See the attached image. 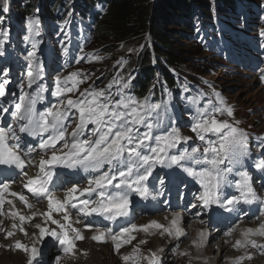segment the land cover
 <instances>
[{
	"label": "snow or ice",
	"instance_id": "obj_1",
	"mask_svg": "<svg viewBox=\"0 0 264 264\" xmlns=\"http://www.w3.org/2000/svg\"><path fill=\"white\" fill-rule=\"evenodd\" d=\"M7 10V7L3 8V11ZM39 23L38 19L28 21L29 35L26 39L33 43L34 48L38 43L34 36L37 34L36 26ZM5 40L7 33L0 32V46ZM64 51L67 54L66 48ZM2 55L4 51L0 47V56ZM26 59L29 61L26 86L32 89V86L36 85V88L32 92H27L23 91L22 87L18 100L14 102L11 116L18 127L0 124V166L19 169L26 181L23 187L28 193L37 200L46 199L48 202V211L45 213L33 212L31 216L20 214L15 210L13 201L5 198L4 194L9 192L10 182L3 180L4 169H0V216H7L14 221L18 219L19 230L24 235H28V232L23 225L30 224L37 215H42L43 223L33 225L39 230L36 242L42 243L46 237H51L58 242L65 255L74 254L75 241L84 239V236L80 229L72 227L69 209H75L83 218L102 217L113 222L121 218L118 231L113 232L109 227L103 231L98 230L92 237L97 242H107L111 239L117 252L124 244L131 243L136 238L133 233L138 231L148 233L150 229H155L163 230L170 235L175 234L176 237L185 235L178 226V219H173V228H164L156 221L138 226L129 219L132 204L130 196L133 193L144 200L150 196L155 199L148 182L157 167L182 169L188 176L198 181L203 188L198 199L206 208L217 205L231 212L238 210L236 206L241 203L252 204L258 201L264 203L253 187L252 177L247 171L236 173L240 177L235 183L239 196L222 200V188L225 185H232V181L228 179L229 175L240 163L241 157L247 155L249 151V137L239 128V121L230 123L228 120L218 118L217 114L234 117L233 109L226 106L222 98H219V106L212 104L210 108L198 110L191 130L201 142H204V146L202 151L200 146L192 147L189 151L181 145L186 144L190 137L183 136L180 129L174 126L173 118L167 115L168 106L162 107L159 103H151L147 97L140 101L124 94L123 90L129 87L127 82L119 90V99L106 94V89L96 88L84 89L76 99H73L69 93L79 91L80 84L85 82L82 78L85 76L84 73L74 71L67 76H57L53 81V90L50 91L48 84L38 83L44 78V67L36 52H29ZM82 59L83 56L76 62L79 63ZM96 59L99 60L100 57ZM3 75L6 76L7 72L5 71ZM8 83L7 79L0 81V97L6 95L5 86ZM115 83L114 79L112 84ZM112 84L108 85L109 89ZM45 93L59 98V102L50 104L44 111H37L36 105L45 99ZM3 111L7 112L8 109L4 108ZM70 120L76 123L71 132L68 130ZM166 121L169 123L166 124ZM141 127L145 130L141 131ZM154 131H158L159 134L154 135ZM18 133L38 137L39 151L37 152V147L28 144L22 147ZM209 134L216 139H208ZM261 146H264V138H261ZM173 150H178V154H173ZM33 153L40 157L36 165H32ZM28 166L38 168L34 176H29L25 171ZM257 167L264 170V161ZM65 169L72 171L67 172ZM79 170L90 174L87 186L81 188L78 182L71 183L63 198H57L55 190L65 183H70L65 177L79 175ZM153 182L154 184L158 182L161 191L163 190V177L157 175ZM9 194L18 197L28 208L33 207L25 195L15 192ZM5 204L10 206L9 209L5 210ZM53 213H62V220L54 219ZM261 215H264V212H261ZM49 221L57 228L48 227ZM93 223L94 220H89L85 227L90 228ZM12 228H17L15 222ZM0 231L4 229L0 228ZM14 234L13 231H7L5 238H10ZM200 236V246H203L207 237L203 232ZM244 236L245 241H237L236 246L250 244L253 248L264 249V244H258L255 239L249 238L264 237V223H261L258 229H247ZM140 243L146 241L142 240ZM14 247L29 254L27 264H33V261L40 264L37 257L41 253L36 243L29 247L17 240ZM138 252L139 248H136L132 255H125L122 259L126 264L130 260L138 264L140 259H145L137 256ZM245 258L252 257L250 255L239 257L235 264H242ZM146 259L148 264H160L155 253Z\"/></svg>",
	"mask_w": 264,
	"mask_h": 264
},
{
	"label": "rangeland",
	"instance_id": "obj_2",
	"mask_svg": "<svg viewBox=\"0 0 264 264\" xmlns=\"http://www.w3.org/2000/svg\"><path fill=\"white\" fill-rule=\"evenodd\" d=\"M23 1L24 0H19V2H21V5L24 6ZM251 1L256 6H259L260 3H264V0ZM196 2L198 4L193 3L192 5V8L195 12L193 16V26L195 25L194 29L188 28L185 22L178 23L184 27L182 30L179 26L175 25L176 23L174 22L176 21H168L166 23V26L168 28V32H166V35L169 38H173V40L175 41L173 45L174 48L171 50V52H173L174 54L178 53L182 56L181 58H179V63L170 64L172 75L174 79L178 82L180 89L185 94L192 95V92L185 89V86L187 84L195 85L197 91V88L199 86L202 87L204 89V93L209 94L210 106L212 104L219 106V98H222L225 102V105L233 109L234 117H228L226 114H217L218 118L221 120H228L230 123L234 121H239V128L243 129L248 134V137L250 139L248 147L250 148L252 153H257V155H255V158L260 161H263L264 152L262 148H264V146H261V138L257 136V132H262L263 136L264 79H262V77H264V39L253 43L251 46L249 45V42L251 40H254V38H256V36L258 35L264 36V32H253L252 34H255L254 37H251L252 34L249 35L247 32H249L250 30L252 32L253 30L261 29L264 31V24L262 23V21L254 24V22H257L256 19L249 18L250 28L244 29L242 27V23L240 22L242 21L240 15H238V17H236V19L232 21L230 18L231 15L218 14L215 10V7H213V13L211 14V12H209L208 10L211 9V6H215L214 0H211V2L209 0H198ZM205 3H209V5L206 6ZM32 6L34 8L35 6L37 7V16H25L24 18H21L22 22L20 26L16 28V30H18L17 37L13 31L7 32V44L11 46L16 40L18 42L19 47L18 49H14L12 53H6L4 51V55L0 56V81H2L3 79H7L9 81V83L5 86L6 95L4 97H0V108L7 107L11 108V110L13 111L14 102L18 100V97L21 94V88L24 87L27 83L25 80H17L18 76L14 73L15 68L12 67L15 63V61H13V55H15L17 58L16 62H25L28 64L29 61L28 59H26V57H28L29 52L32 51L36 52V56L43 63V65L47 64L50 66H56L54 70L49 73L48 78H50V76H61L60 73L64 69L68 71V74L74 71H79L85 74V76L82 77L83 79H85V82L80 84L79 93L70 94V97L73 99H76L79 96L80 92L88 88H96L98 90L106 89V93L109 95L108 85L110 81L112 79H115L119 82V77L124 80L123 83L134 82L133 80H135V76L140 73V55L144 51L146 45H152V39L146 45H143V37L131 40L127 45H125L124 43L115 44L110 41L106 42L105 40H102L98 37L90 38L86 42L80 41L75 43V49L73 52H71L69 48L71 42H66L67 30L59 29L58 26L53 29H50L49 32L45 29V22H43L42 18L44 17V15H46V12L43 13L45 9H48L51 6L49 0H38V2L32 4ZM4 7H7L8 10L3 11ZM20 9L21 8L16 4V1L14 0H0V21L3 22V24L0 26V32H4L3 30L7 27L11 29L13 28V19L11 17H14V14H12V12L14 10ZM173 12L178 17L185 16L183 15V11L180 8L175 9ZM226 12L231 11L228 10ZM262 12V8L259 7L257 15L262 16V19L264 20ZM1 13H5V17L1 16ZM32 19H38L40 21L39 25L36 26L37 34L34 36V40L38 42L37 47L35 48L33 47V43L30 40L26 39V37H28L29 35L28 21ZM189 20L191 19L187 18V23H189ZM225 21L228 23H224ZM68 24L69 21L66 25H64L63 23V25L61 26H66V28H68ZM204 25L207 27V32L205 34V36L207 37V42L199 43L198 36L202 37V30H199L200 33L197 34L199 29L197 28V26L203 27ZM214 26L220 27L219 30H213ZM221 26L223 27L221 28ZM183 30L187 33L182 35L180 34V31ZM213 31L218 32L219 35L215 34ZM214 36L216 38L215 41L212 38ZM223 38L227 39L230 43V51L228 52L222 50L221 44ZM45 40L48 42H45ZM65 48L67 49V54H65ZM244 48H248V51L243 52ZM19 49L23 50L24 54H20ZM81 56H83L84 59L80 60L79 63H77V59H79V57ZM153 56H155L154 53ZM96 57H100V59L97 60ZM18 58H20L21 60L19 61ZM162 61L164 60L162 59ZM8 70H10L9 73ZM5 71L7 72L6 76L3 75ZM154 72V82L157 84H162V78L160 74L157 70H155ZM123 76L125 78H127L128 76V79H124ZM22 78L24 79V74ZM117 81L115 84H112L113 81H111L112 87L122 88V86L118 84ZM25 89L26 88H23V91ZM162 89H164L166 92V88L164 86H162ZM50 90H53V84L51 85ZM123 91H125V89ZM133 91L135 92L136 96H139L140 89L137 86L133 87ZM145 97L146 96H143V98L139 100L143 101ZM153 97L154 95L151 93L149 94L148 99L151 103H156ZM172 97V94H168L166 92V103L172 109L174 124L177 125V128L180 129V132L181 134L183 133V136L190 137L189 140L191 142H199L200 140L198 139L197 135L191 130L194 123L190 111H186L182 104H173ZM58 102L59 98L55 97L54 104H57ZM202 108L205 107H198V109ZM177 115H179L178 118L176 117ZM184 121L186 124H190V126L186 127V125H181V122ZM73 128H75L74 122L69 127V132H71ZM207 138L213 140L216 139V137L211 136V134H209ZM71 183L72 182L64 184L62 187L57 188L55 190V195L58 196L57 193H61L67 190V188L71 186ZM153 193L163 197L166 193H168V191H161L160 189L159 192L157 191V189H155ZM19 201L20 200H17L16 202ZM46 202V199H42L38 203H35V210L39 213H42V206ZM70 212L77 219H80L82 217L81 214L73 210H71ZM142 213L144 215H148L147 220L143 222L161 219L162 215L164 214L158 212L157 214L151 217L147 211H142ZM22 214L24 215L23 212ZM62 215L63 214L61 213L60 216L62 217ZM1 217L2 216H0V220ZM135 218L139 220L140 216L136 215ZM217 221H220V219H218ZM14 222L17 224V228H19L20 223L14 221L13 219H11L9 222L8 218L1 221L0 227H3L4 232H6L7 223H9V229H14L12 228ZM37 223H41V220L38 219V221H35L34 224ZM95 224L96 230L91 233L92 235L97 234L98 230L103 231L107 229V227L102 225L99 221L95 222ZM33 225L30 226V229L34 232L37 229L34 228ZM190 225L191 224H188L187 227ZM214 225L218 227V223H214ZM138 226L143 225L138 222ZM227 229L229 230V228ZM139 232L141 231L135 233ZM2 233L3 231H0V236H3ZM14 235L15 236H12V239L17 238V236H21L22 234H16L15 232ZM31 235L33 238L35 237V235H33L32 233ZM3 237L5 238L6 236ZM92 237L93 236H91L89 238V241L86 242L87 248H85L86 246H82V248L84 249L75 251V254L70 257L66 262H64V264H99L98 262L88 261V258L90 257L89 254L91 252L90 248L92 246L95 247L96 253L103 252V249H98L97 246L91 242L90 239H92ZM138 237L140 236L138 235ZM239 238V236L236 237L238 241H240ZM216 239L220 240V236H218ZM16 240L22 241V236L21 238ZM187 240H190L191 243H189V246L191 248H197L200 246L201 239L198 236H196V239L194 237V240H198L199 242H194L193 239ZM217 240H215L214 242H216ZM92 241L97 242L93 239ZM167 243L168 241H166L165 244ZM165 244L163 245L166 248ZM48 246H50V253L55 248V246L53 245L52 241L48 243L45 242L44 248ZM215 247V254L212 259L208 257L200 258L196 256H192L189 259H186L187 257L183 258L182 253L178 251L179 249L176 246L172 247L171 253L169 252L168 254L169 256L157 257L160 260V264H216V259L219 256V252L218 246ZM238 248H243L245 250L244 246L237 247L236 249L238 250ZM9 249L11 250V252L8 251L7 254L0 253L1 255H3H0V264H27L29 255L15 250L14 243L12 247H9ZM106 249L109 250L110 248L107 246ZM186 249L188 251V249L190 248ZM190 250L189 253H191ZM56 255L57 254H53L49 257H45L41 263L47 261V264H54L53 260L55 259ZM42 256L43 253L40 259L42 258ZM143 257L145 259H142V264H148V259L146 258H149L150 256L143 253ZM7 258H9V260L5 262L4 259ZM180 259H184V262L182 263ZM226 261H228V263L231 262V257H228ZM33 264H37V262H33ZM106 264L116 263H114L108 258Z\"/></svg>",
	"mask_w": 264,
	"mask_h": 264
},
{
	"label": "bare ground",
	"instance_id": "obj_3",
	"mask_svg": "<svg viewBox=\"0 0 264 264\" xmlns=\"http://www.w3.org/2000/svg\"><path fill=\"white\" fill-rule=\"evenodd\" d=\"M49 2H50V0H49ZM242 5L244 7H241L239 4L234 5V11L229 12L228 15H231L230 18L232 21L234 19H236V17H238V15H240V17L242 18V21H240V22L242 23V27L244 29L250 28L249 27V24H250L249 18L250 19H256L257 22H254V24L259 23L261 21L264 24V20L262 19V16L257 15L258 8L260 7L263 10L262 15L264 16V3H260L259 6H256L252 3L251 0H245L242 3ZM50 8H52V4H51ZM243 8H245V9H243ZM97 11L99 13H103L102 10H97ZM52 15L53 14H51V13L49 14V16H51V17H52ZM223 15H227V14H223ZM51 17H49V18H51ZM13 18L15 19L16 16H14ZM200 18H201V16H200ZM224 23H228V22L225 21ZM192 26H193V21H192ZM198 26H197V28H199V29H198L197 34L200 33L199 30H202V32H201L202 37L198 36V42L199 43L207 42V37L205 36V34L207 32V30H206L207 27L205 25L203 27L202 26L198 27ZM222 27L223 26H221V28ZM194 28H195V25L193 26V28H190V29H194ZM219 28L220 27L214 26L213 30L216 29V31H218ZM252 30H253V28H252ZM253 32L260 33V32H264V31L261 29V30H253L251 32V30H250L247 33L250 35ZM214 33L219 35L218 32H214ZM254 35L255 34H252L251 37H254ZM193 37H195V36H193ZM212 38L214 39V41L216 40L215 36ZM262 39H264V36L258 35V36H256V38H254V40H251L249 42V45L251 46L253 43H256L257 41H260ZM2 47H4V46H2ZM244 51H248V48H244L243 52ZM197 89H198V93L202 96L203 99H205L207 94L204 93V89L200 86ZM24 144L31 145V141L25 142ZM32 164H33V161H32ZM1 168L4 170H10V168L8 166H1ZM11 169H13V168H11ZM236 173L237 172H233L228 177V179L232 181V185L231 186L225 185L222 188V190H221L222 200L225 198L226 195L239 193V191L235 187V181H238L240 179V177ZM252 183H253V186L255 187L256 191H257V194L261 197V200H264V199H262V196H264V185L257 184L255 182V180H252ZM21 188L24 190V192L27 196H31V193H28L27 189H25L23 187V185ZM57 198L62 199L63 197L57 196ZM31 204L33 205V207L31 209H33L35 207L34 206L35 204H34V202H32ZM236 209H238V210L232 211L233 215H232L230 221H227L225 216H223L222 219H220V221H217L218 219L216 217H208L207 218V217L202 215V212H199V213L191 216L190 218H184V219H181V217L178 215L175 217L173 215L163 214L161 219L152 220V221H156V222L162 224L164 226V228H173V225H172L173 219H179L180 222L178 221V226L183 230L185 235L180 236V237H176L175 234L170 235L168 232H165L163 230L150 229L148 233H145V232L144 233H141V232L137 233L140 237L135 236L136 238L134 240H132L131 243L124 244L123 247H121V249L119 250V252H117L115 250L114 242H112L111 239H108L107 242H93L92 239H90L91 242L93 244H95L98 249H103V252L102 253L101 252L96 253L95 247L92 246L90 248L91 252L89 254L90 257L88 258V261L98 262L99 264H106L107 260L109 258L111 261H113L116 264L117 263L118 264H126V262L122 259V257L125 255H132L134 249H136V248H139V252L136 253V255L139 257H143V253L149 255L150 257H151L152 253H155L156 256L167 257V256H169L168 255L169 252L171 253V249L173 246H176L179 249L178 251L182 253L183 258L187 257L186 259H189L192 256H196V257H200V258L208 257V258L212 259L214 257V254H215V248H216L215 246H218L219 256L216 259L217 260L216 264H233L232 261L234 262L239 257H242V256L246 257L247 255H250L252 258L251 259L245 258L243 260L242 264H264V249L253 248L250 244H247L246 246H244L245 250L243 248H238V250H237L236 248L238 246H236V243H235L236 241H238V240H236V236L239 233V230L242 231L239 239H240V241L243 242L246 239L244 236V233L247 229H249V228L258 229L259 225L261 223H264V215H261V212H264V203L260 202L258 207L256 209H253L249 214H247L242 222H240L239 219L235 220V218H239V215H242L241 211L243 210V206L237 205ZM5 210H7V209L5 208ZM71 210H73L75 212H77V211L75 209H69V214L71 216L70 222L72 224V227L80 229L78 227L79 225L85 226L88 223V221L91 220L90 218H83V217H81L80 219H77L71 214V212H70ZM46 211H48V205L45 203L42 206L41 212L45 213ZM34 212H38V211H34ZM23 213L25 216H31V214L33 212L27 213V211L26 212L23 211ZM227 214H229V213H227ZM38 217H39V220H41V223H43L44 217L42 215H39V216L37 215L36 218H38ZM56 217H57V219L60 220L59 214L53 213V218L56 219ZM4 219L5 218L2 216L1 220H0V224H1V221H3ZM11 219L12 218L9 219V222ZM129 219H136L135 214H132ZM15 221L20 223V221H18V219ZM36 221H38V220H36ZM94 221L97 222V220H95V219H94ZM152 221H149V222H152ZM62 222L66 223L65 221H62ZM34 223L35 222L32 221L30 224H28V226L26 224L23 225V227L28 232V235H24V233L22 231H20L19 228L10 229V230L15 231L16 234H22L21 235L22 236L21 242L28 245L29 247H31L33 245V243H36L38 233H39L38 229L34 232L30 229V226H32ZM214 223H218V227H216L214 225ZM235 223H237V224L235 226H233V224H235ZM147 224H149V223H147ZM188 224H191V225L187 227ZM253 224L258 225V227H252ZM8 225H9V223H7V226ZM112 225H115V222L112 221ZM227 226L232 227V230L229 231L227 229L228 228ZM48 227L57 228V226L51 224L50 221L48 222ZM210 227H213V228H210ZM112 229L114 232L118 230V229L115 230L113 226H112ZM91 230H93V228H87L86 232H83L80 229L81 233L84 236V239L75 241V249L74 250H81V249L83 250L84 248H82V246H86L85 248H87L86 242H88L89 238L92 236V234H91L92 232L89 233ZM202 232L205 233V235L207 237V239L203 243V246H201V247L199 246L197 248L196 247L191 248L189 246V243H191V242H190V240H187V239H193L194 242L195 241L199 242L198 240H194V237L196 239V236H198L201 239L200 234ZM6 233L7 232L3 231L2 235L6 236ZM31 233L36 234L34 238L32 237ZM228 233H231V234H228ZM3 236H0V244H1L0 253L7 254L8 251L11 252L9 247L10 246L12 247L13 243L15 245V243L17 241L16 239L21 238V236H17V238H14V239H12V237L7 238L9 240L4 238ZM218 236H220V240L216 239ZM249 238L255 239L258 244H264V237L251 236ZM209 239H210V242H209ZM142 240L146 241V243H140V241H142ZM215 240H217V241L214 242ZM51 241L56 242L51 237H46L42 243L37 242L36 247H38L40 249V253H41L37 257V260L40 259L41 255L43 253L42 250L44 248L45 242L48 243ZM166 241H168L167 244H165ZM163 244L166 245V248ZM107 246L110 248L109 250L106 249ZM186 248H190L191 250L188 249V251H187ZM15 250H17V249H15ZM189 250L191 251V253H189ZM17 251H20L24 254L29 255L28 253H26L22 250H17ZM225 251H226V254H225ZM1 256H3V255H1ZM228 257H231V262H229V263H228V261H226L228 259ZM8 260H9V258L4 259L5 262H7ZM180 260L182 263L184 262V259L183 260L180 259ZM33 262L35 263L36 261H33ZM79 262H80V260H79ZM142 262H143V260L140 259L138 261V264H142ZM127 264H135V262L130 260L127 262Z\"/></svg>",
	"mask_w": 264,
	"mask_h": 264
},
{
	"label": "trees",
	"instance_id": "obj_4",
	"mask_svg": "<svg viewBox=\"0 0 264 264\" xmlns=\"http://www.w3.org/2000/svg\"><path fill=\"white\" fill-rule=\"evenodd\" d=\"M196 1L198 0H50L52 8L46 10L48 14L51 13L52 16L61 18L72 7L84 20H89L93 24L92 28L88 26L84 30L86 38L98 37L106 42L124 43L125 45L131 40L142 37L143 45H146L152 39V45H146L140 55L139 66L142 70L140 72H143V70L147 73L152 72L155 65L162 68L168 76L170 64L179 63V58L182 56L171 52L175 41L173 38L167 37L168 28L166 23L176 21L174 22L175 25L182 30L184 27L178 23L185 22L188 28H193L192 21L195 12L192 5L193 3L198 4ZM209 1L211 2V0ZM244 1L214 0L215 6H212L208 11L212 14V9L215 7L218 14L228 15L229 12H226L227 5L234 11V5L239 4L244 7L242 5ZM35 2H38V0L23 1L24 14L32 16L33 11L31 9L34 8L32 4ZM205 5L208 6L209 3H205ZM179 8L182 9L183 15L191 19L189 23H187L185 16L178 17L175 15L173 11ZM97 10H102L103 13H99ZM28 11L30 12L28 13ZM14 20L22 22L17 17ZM186 33L184 30L180 31L182 35ZM153 53L155 56H153ZM138 83L141 93L149 91L151 88V79L148 75L140 77Z\"/></svg>",
	"mask_w": 264,
	"mask_h": 264
}]
</instances>
